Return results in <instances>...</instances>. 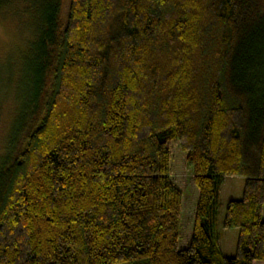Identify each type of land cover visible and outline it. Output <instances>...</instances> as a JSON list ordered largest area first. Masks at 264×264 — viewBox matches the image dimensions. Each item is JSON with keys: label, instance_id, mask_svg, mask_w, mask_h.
Masks as SVG:
<instances>
[{"label": "trees", "instance_id": "16d2710c", "mask_svg": "<svg viewBox=\"0 0 264 264\" xmlns=\"http://www.w3.org/2000/svg\"><path fill=\"white\" fill-rule=\"evenodd\" d=\"M40 17L0 167V264L264 261V0H45ZM171 141L199 191L186 248ZM227 178L244 179L233 257Z\"/></svg>", "mask_w": 264, "mask_h": 264}, {"label": "rangeland", "instance_id": "374dc122", "mask_svg": "<svg viewBox=\"0 0 264 264\" xmlns=\"http://www.w3.org/2000/svg\"><path fill=\"white\" fill-rule=\"evenodd\" d=\"M0 167L6 162L12 142L14 125L26 103L28 49L37 41L40 10L45 0H0ZM21 117V116H20ZM170 168L173 183L183 194L180 247L186 248L191 237L199 191L193 183L186 153L178 142L169 143ZM244 179L227 178L222 188L223 206L220 210V243L225 256L235 255L238 232L223 227L226 203L240 199ZM125 264V263H121ZM255 264H264L257 261Z\"/></svg>", "mask_w": 264, "mask_h": 264}, {"label": "crops", "instance_id": "0c3cea01", "mask_svg": "<svg viewBox=\"0 0 264 264\" xmlns=\"http://www.w3.org/2000/svg\"><path fill=\"white\" fill-rule=\"evenodd\" d=\"M192 233V232H191ZM190 242V241H189Z\"/></svg>", "mask_w": 264, "mask_h": 264}]
</instances>
